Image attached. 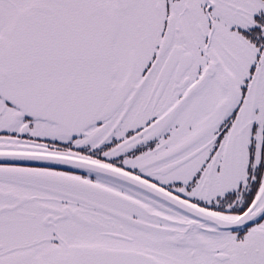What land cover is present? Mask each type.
I'll return each mask as SVG.
<instances>
[{
	"label": "snow or ice",
	"instance_id": "obj_1",
	"mask_svg": "<svg viewBox=\"0 0 264 264\" xmlns=\"http://www.w3.org/2000/svg\"><path fill=\"white\" fill-rule=\"evenodd\" d=\"M0 264H264V0H0Z\"/></svg>",
	"mask_w": 264,
	"mask_h": 264
}]
</instances>
